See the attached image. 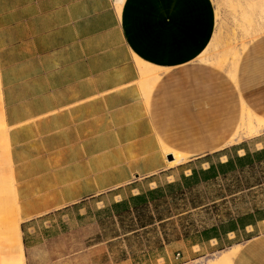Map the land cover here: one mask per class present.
I'll return each mask as SVG.
<instances>
[{"label":"crops","instance_id":"crops-1","mask_svg":"<svg viewBox=\"0 0 264 264\" xmlns=\"http://www.w3.org/2000/svg\"><path fill=\"white\" fill-rule=\"evenodd\" d=\"M210 30V0H0V142L21 226L76 212L97 231L111 193L190 171L162 144L199 158L228 142L236 85L192 60ZM141 64L165 70L148 98ZM232 264H264V234Z\"/></svg>","mask_w":264,"mask_h":264},{"label":"rangeland","instance_id":"rangeland-1","mask_svg":"<svg viewBox=\"0 0 264 264\" xmlns=\"http://www.w3.org/2000/svg\"><path fill=\"white\" fill-rule=\"evenodd\" d=\"M210 1L211 37L206 47L192 59L193 62L219 73L233 86V77L227 70L220 71L211 64L199 62L198 57L202 52L223 51L231 59L232 51L236 52L238 60L232 69L236 73L235 84L245 91L242 98L249 104L258 91L264 104V47H256L259 40L264 39V18L259 16L258 1H254L255 4L245 0ZM149 67L152 69L150 74L158 78L165 72ZM147 79L143 77L145 88ZM259 115L264 117V114ZM260 141H264V132L253 138L243 137L238 143L222 144L218 151L205 152L204 157L188 156L178 171H190L178 179L174 173L166 172V175L173 174L168 179L169 184L163 176L158 181L157 188H163V197L156 202L157 207L150 205L147 212V217H153L154 223L134 232H129L138 229L134 215H125L118 209L116 213L120 217H111L110 207L126 199V191L122 193L120 190L111 193L114 198L107 197L99 205L97 231L85 227L90 217L78 216L76 212L55 213L21 226L16 199L13 201L12 170L7 163L6 147L1 141L0 228L18 221L25 264L215 262L223 255L238 253L248 240L264 234V221H261L264 219V161L208 183L197 180L184 182L183 177H189L192 170H207L210 165L243 157L245 153L254 157L261 149L260 145L255 146ZM160 147L162 154L167 155L163 150L165 145ZM168 185L174 186L169 188ZM158 218L163 221L157 222ZM147 220L144 218L143 222Z\"/></svg>","mask_w":264,"mask_h":264},{"label":"bare ground","instance_id":"bare-ground-1","mask_svg":"<svg viewBox=\"0 0 264 264\" xmlns=\"http://www.w3.org/2000/svg\"><path fill=\"white\" fill-rule=\"evenodd\" d=\"M124 0H115V4L117 9L121 7ZM246 3H254L256 0H245ZM258 6H260V17L264 18V0H257ZM259 17V19H260ZM264 47V39L259 40L256 47ZM210 47V46H209ZM231 59H228V56H225V53L222 52H215V53H208L202 52L199 57L198 61L211 64L220 70H227L228 73L233 77L234 84L236 80V73L233 71L234 63L238 60V56L236 52L232 51ZM222 70V71H223ZM150 71L152 69L145 64H141L140 72L141 76L147 79V85L145 90V96L148 98L151 89L155 85L158 80L157 75H151ZM151 75V76H149ZM237 84V83H236ZM235 84V85H236ZM237 91L240 95V104L242 105V110L238 114L232 117L229 122L228 128L233 129L231 136L227 143H238L241 141L243 137L253 138L259 136L261 133L264 132V117L259 114H264V104L261 103V92L256 91L254 93V99L247 104L242 98L245 95V91L243 88L240 87L239 84L236 85ZM253 108L254 111H252ZM165 154L172 156V161L169 162V167L178 166L187 161V156L176 153L174 151L169 150L168 148L163 147ZM7 163L10 165V162L7 158ZM15 195L13 196V201L15 202ZM236 256V252L232 253L231 255H223L215 262L209 264H232V257ZM234 256V257H235ZM0 264H25L24 263V253H23V244L20 238V230L18 226V221L15 220L9 226H3L0 228Z\"/></svg>","mask_w":264,"mask_h":264},{"label":"trees","instance_id":"trees-1","mask_svg":"<svg viewBox=\"0 0 264 264\" xmlns=\"http://www.w3.org/2000/svg\"><path fill=\"white\" fill-rule=\"evenodd\" d=\"M264 161V149L256 152L254 157L248 153H245L243 157H236L235 159H229L227 162L218 165H210L207 170L195 171L192 170L189 177H183L184 182L191 180H197L199 182L208 183L218 177L225 178L230 173L240 172L245 168H252L256 163H262ZM246 163V164H245ZM199 175L201 176L198 179ZM174 185H168L169 188ZM163 188H157L154 190H148L145 193H141L137 196L128 197L127 199L121 201L120 203L113 204L110 207L111 217H120V214L116 213L118 209H121L122 213L125 215H134L138 222V229L130 230L129 232H134L139 229H144L151 226L154 223L153 217H147L148 208L150 205L157 207L156 202L162 196ZM161 195V196H160ZM108 213V210H106ZM147 218V221H144ZM157 222L163 221L162 218H158Z\"/></svg>","mask_w":264,"mask_h":264},{"label":"water","instance_id":"water-1","mask_svg":"<svg viewBox=\"0 0 264 264\" xmlns=\"http://www.w3.org/2000/svg\"><path fill=\"white\" fill-rule=\"evenodd\" d=\"M166 159H167V161H172V157L171 156H167Z\"/></svg>","mask_w":264,"mask_h":264}]
</instances>
